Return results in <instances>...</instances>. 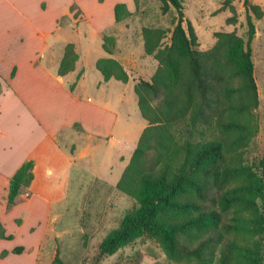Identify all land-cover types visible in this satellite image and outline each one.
I'll return each instance as SVG.
<instances>
[{
  "label": "trees",
  "instance_id": "trees-1",
  "mask_svg": "<svg viewBox=\"0 0 264 264\" xmlns=\"http://www.w3.org/2000/svg\"><path fill=\"white\" fill-rule=\"evenodd\" d=\"M161 1L163 11L169 6L175 9L178 23L164 48L161 47L163 30H143L144 51L154 56L159 67L149 82L139 81L135 85L137 107L147 125L115 185L117 191L138 201L139 207L124 215L119 228L100 244L99 254L104 256L118 244L150 234L166 239L176 254L195 260L196 264H213L216 243L222 238L216 228L220 222L215 209L217 203L226 205L239 201L245 208L252 209L257 208L259 200L263 215L254 220L255 232H264V156L259 162V176L253 174L242 158L256 130L251 120L252 112L259 105L251 59V41L255 35L252 15L260 18L262 12L258 5L245 0L246 44L234 32L218 33L215 44L201 51L193 26L184 20L182 1ZM230 8L232 16L227 22L235 24L236 12ZM113 14L119 22L130 12L125 4L117 3ZM109 40L110 37L104 39L103 49L111 54L112 50L106 46ZM234 55H238L240 61L232 67L229 58ZM77 61L73 45L66 44L57 74L65 76L74 71ZM95 67L104 81L115 79L124 83L128 80L122 65L112 58L97 60ZM228 76L236 79V86L224 88L223 100H220L214 83ZM75 84L70 86L71 92ZM230 93H236L234 103L228 99ZM150 96L160 98L161 108L151 107ZM233 116L239 119L228 118ZM178 125H183L186 133L179 132ZM151 152L154 157L149 166ZM33 166L32 161L25 162L11 177L8 210L17 204L21 191L29 188ZM235 178V190L239 193L219 194ZM0 239H12L11 235H6L1 222ZM23 250L15 247L11 253L19 255ZM7 254L3 251L0 257Z\"/></svg>",
  "mask_w": 264,
  "mask_h": 264
},
{
  "label": "rangeland",
  "instance_id": "rangeland-1",
  "mask_svg": "<svg viewBox=\"0 0 264 264\" xmlns=\"http://www.w3.org/2000/svg\"><path fill=\"white\" fill-rule=\"evenodd\" d=\"M181 1L184 20L189 21L193 26L199 50L210 49L215 44L218 33L234 32L243 44H246L248 27L245 0ZM69 2L74 7L69 14L58 20V26L64 30V35L73 45L78 60L79 58H112L122 65L127 74V82L119 81L120 117L115 127V147L119 148L120 162H114L113 177L110 178L115 184L111 180L107 182L101 179L103 178L101 174H97L99 168H96V175L81 172L73 178L75 174L71 172L69 174H71L70 178H73V183L70 181L66 184L61 183L69 172L66 158L55 161L54 166L47 161V164L53 167V175L49 180L47 177L44 186L54 190L45 191L50 199L49 214L47 219L41 222L45 229L37 256L36 250H31L30 247H33L41 237V231L36 232L33 237L27 234V227L33 222V218L41 217L37 212L40 199L35 196L30 203H20L13 214L23 215L22 218L26 220L23 226L17 228L18 225L6 222L7 229L15 236L12 243H25L28 249L21 256L12 258L4 264H196L195 260L176 254L166 239L150 234L118 244L104 256L99 254L100 244L109 233L119 228L124 215L139 207L138 201L117 191L115 185L117 177L121 176L130 160L142 130L147 125L137 107L135 85L139 81L149 82L159 67L154 56L147 55L144 51L143 30L146 28L163 30L165 33L161 47L164 48L170 42L171 34L178 23V15L172 6L163 11L161 0H49L48 15L38 20L50 24L54 15L58 17L64 14ZM248 2L258 5L262 12L260 18L252 15L255 35L251 41L253 75L259 105L252 112L251 119L256 130L242 158L253 174L259 176L258 166L264 156V0H248ZM117 3L125 4L130 12L127 18L119 22L115 21L113 14ZM230 7L236 12L235 24L227 22V18L232 16ZM183 26H186L185 22ZM64 35L61 32L56 34L59 36L57 40L63 41ZM109 37L111 41L109 40L106 46L112 50L111 54L103 49L104 39ZM52 40H55L53 36L47 38L48 43ZM51 49L55 50V48ZM239 61L238 55H234L229 58V66L233 67ZM91 72L95 71L91 69L88 78L94 82L95 78ZM235 86L236 79L229 76L223 81L214 83V89L219 93L220 100H223L224 88L231 89ZM75 87L76 84L73 92ZM90 88L88 93H93L96 99L97 94L92 91L93 84ZM111 90L112 88L109 87V95L105 96H110ZM228 99L234 103L236 93H230ZM150 105L153 109L161 108L160 98L150 96ZM228 118L239 119L235 116ZM176 128L179 132L186 133L183 125H178ZM103 151H107V148L103 147ZM153 157L154 153L151 152L148 156L149 166L153 163ZM108 158L110 159V154ZM236 180L235 178L234 182L226 184L219 194L237 195L239 192L235 190ZM25 193H29V196L25 197ZM31 195V191L23 189L17 201L30 198ZM256 204L257 208L252 209L245 208L239 201H230L226 205L216 204L215 209L220 215V222L216 228L222 233V238L216 243L217 253L213 264H264V232H255L257 226L254 224V220L263 215V210L259 200ZM29 206L37 207V210L32 214H26ZM7 220L8 218L5 221ZM232 245L238 248H233ZM56 259L59 261L55 262Z\"/></svg>",
  "mask_w": 264,
  "mask_h": 264
},
{
  "label": "crops",
  "instance_id": "crops-1",
  "mask_svg": "<svg viewBox=\"0 0 264 264\" xmlns=\"http://www.w3.org/2000/svg\"><path fill=\"white\" fill-rule=\"evenodd\" d=\"M71 4H67L63 15H54L51 23L46 24L38 19L48 15L49 0H0V222L6 235L12 236L11 240L0 239V255L8 252L4 258L0 257L1 264L21 256L28 249L25 243H12L15 236L7 229L6 222L18 225L17 228L23 226L26 222L23 215L13 214L20 203H30L35 196L40 199L39 210L29 206L26 214L37 210L41 215L33 218L27 227L31 237L41 231V237L30 247L36 250L37 256L45 229L41 222L49 214L50 199L45 191L54 190L44 183L47 177V180L52 177L55 161L66 158L69 172L61 183H73L72 179L81 172L96 175V168H99L97 174H101V179L115 184L110 178L114 162H120L119 148L115 147L120 82L104 81L95 67L97 60L102 58H79L74 71L65 76L57 74L63 49L69 43L58 20L70 13ZM60 32L65 37L59 42L56 34ZM50 36L55 40L48 43ZM91 69L95 71L91 72L94 82L88 78ZM75 82V91L71 92L70 86ZM91 84L96 99L93 93H88ZM109 87L112 88L110 96H105L109 95ZM103 147L107 151H103ZM28 161L34 165L33 180L27 189L32 195L17 201L8 210L9 181ZM69 173L75 176L70 178ZM119 179L120 175L116 183ZM15 247L24 250L14 255L11 251Z\"/></svg>",
  "mask_w": 264,
  "mask_h": 264
},
{
  "label": "built area",
  "instance_id": "built-area-1",
  "mask_svg": "<svg viewBox=\"0 0 264 264\" xmlns=\"http://www.w3.org/2000/svg\"><path fill=\"white\" fill-rule=\"evenodd\" d=\"M28 196H29V194H28V193H26V194H25V197H28Z\"/></svg>",
  "mask_w": 264,
  "mask_h": 264
}]
</instances>
